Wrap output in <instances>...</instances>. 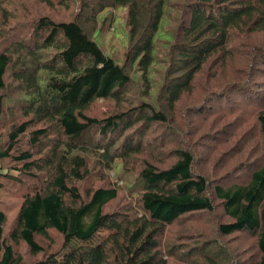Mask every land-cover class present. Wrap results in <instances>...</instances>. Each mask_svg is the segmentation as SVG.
<instances>
[{
  "label": "trees",
  "instance_id": "obj_1",
  "mask_svg": "<svg viewBox=\"0 0 264 264\" xmlns=\"http://www.w3.org/2000/svg\"><path fill=\"white\" fill-rule=\"evenodd\" d=\"M80 2L74 17L37 13L26 22L25 33L17 34L12 22L29 5L21 1L17 13L9 0H0V122L7 112H18L0 145V160L14 162L11 178L24 188L11 227L6 228L7 214L0 208V264H170L176 259L235 264L216 236L192 234L186 242L169 234L194 214L205 223L206 214L217 215L219 209V218L228 220L217 223V234L254 238L249 264H264V157L243 165L249 164L244 172L235 165L216 173L225 160L202 171L198 164L207 157L193 147L182 143L160 156L158 147L167 143H156L153 134L146 138L153 124L170 123L178 102L199 89L201 98L191 103L190 114L219 122L207 129L212 142L219 140L227 117H252L264 153V0ZM109 8L126 9L125 63L95 39L112 16L103 15ZM178 8L177 28L166 31V14L171 18ZM159 63L163 81L153 91L150 73ZM134 71L144 84L140 102L108 115L91 112L97 100L124 106ZM204 73L210 78L200 82ZM27 133L31 148L21 149L19 139ZM119 161L137 173L127 185L126 201L112 210L108 206L123 196L118 183L123 176L109 175ZM93 173L103 184L82 192ZM52 230L61 244L48 253L40 238L54 241ZM22 244L31 256H41L26 259Z\"/></svg>",
  "mask_w": 264,
  "mask_h": 264
},
{
  "label": "rangeland",
  "instance_id": "obj_2",
  "mask_svg": "<svg viewBox=\"0 0 264 264\" xmlns=\"http://www.w3.org/2000/svg\"><path fill=\"white\" fill-rule=\"evenodd\" d=\"M9 1L12 3L9 7H15L17 13L18 11H21L19 8H17V5L21 1L23 2V4L29 5L27 6V10L21 12V14L17 16L12 22L17 29V34L25 33L26 28L28 27L26 22L35 15H38L37 13L45 12L55 19H68L74 17L81 8V0H53L54 3L51 5H49V3H45L43 0ZM86 12H88V10ZM111 13L112 16H110V20H107L105 25L98 31L95 39L101 46V48L105 51V53L112 56L116 61L120 63H123L124 61L125 63L126 61L124 60V58L128 45V25L126 23V9L120 8L112 10L109 8L103 12V15L109 16ZM179 13L180 10L178 8L174 12V15H171V18L168 14H166L165 22L163 24L166 31L172 29V31H174V28H177L179 24ZM0 34H2V32ZM3 34H6V32H4ZM9 38L11 37H8V40ZM157 54L160 58H162V55H164V53L161 52V49ZM160 64L161 63L153 66L151 70L153 72L150 73L151 80L153 81L155 86L153 91H157L160 88V83H162L163 81L161 79V75L164 68ZM127 65L129 69V63H127ZM157 68H162V71L158 72ZM131 75L133 77V81H131L130 84L131 93L126 94V99L128 100H125L124 106L117 104L115 101L97 100L91 108V112L98 115H108L109 113L120 112V110H127L129 107L136 105L133 104L135 101L140 102L139 100L141 95H143L141 91L144 88V84L141 80L138 79V76H140V72L134 71L131 73ZM205 77H207L208 81L210 75H206V73L201 74L199 77V81L205 82ZM144 97L147 98L146 95H144ZM199 98H201V96H199V89H196L195 92L191 95H185L178 102L176 113L171 118L170 123L168 122V124L165 125L153 124L151 126V129L146 138L151 139L150 135L153 134V139L154 141H156V143H167L165 149L158 147L159 151H157V153H161V155L159 154L160 156L167 155L169 152H172L175 147L183 143L186 146L193 147L196 153L207 157L205 161H201L198 164L199 168L202 171H209L214 167L216 162L225 160V164L216 169V173H223L225 170H229L230 166L234 167L235 165L236 166L234 170L242 168L241 171H245V169L247 170L249 164L244 166V168L243 165L248 162L251 163L253 161L259 162L258 160H260L261 158L263 159L264 153L261 150L262 136L259 131L257 121H254L252 117L244 118L246 121H229L233 118L227 117L226 121L221 122L220 126H222V129L224 130H221L219 134V140H215L214 142H212L209 139V135H211L210 129L214 130L215 126L219 127V122H215L212 118L209 119L210 121H203L199 118L193 117L190 114L189 107L191 106V103L194 101H198ZM16 113L18 112L15 109L11 114L7 112L6 118H3L4 121L0 122V145L6 139L8 128L13 125L12 119L13 116H16ZM43 125V123L35 124L31 129L33 130L38 127H42ZM208 127L211 128L207 130ZM224 131H226L225 134L222 133ZM28 140L29 133L23 135L22 138L19 139V147L21 149H30L31 147L28 143ZM213 143L216 144L213 146H207V144L210 145ZM162 162L163 161L159 162V164H162ZM13 163L8 162L6 158L0 160V208L5 210L7 214L8 221L6 228H9L13 225L24 193V188L21 187L16 180H14L15 178L13 176V179L11 178V175L16 174L15 172H13ZM122 164L123 163L119 161L118 166L114 169V171H109V175H112L113 177H116L117 175L123 176L124 182L120 180V178L118 179L119 185L122 186L123 198L120 196L119 198L114 200L110 204V206H108V209H116L119 205L126 201L125 198H127V185L132 182L135 174L137 173L136 168H133V170L129 171L124 169ZM19 174L20 173H18V175ZM90 180L92 181L90 182ZM112 181L115 182L116 179ZM103 182L100 180L99 173H93L88 180H85V182H83L84 184L82 183V192H84L87 187H90L92 185H101L103 184ZM221 211L222 210L219 209L218 214L221 213ZM218 214L213 216L211 214H206L205 218L207 219V223L206 221L205 223H202L199 222L200 215L196 213L192 217H190L191 221H188L186 225H174V227L172 228L173 231L169 232V234L177 235L176 237L182 236L184 237V240L186 242L190 241V237H194L191 236L192 234H197L198 236L200 235L203 237V239H213L216 236L220 238V240L224 244H226L230 252H232L233 259L237 261V263L235 264H249V259L252 258V255L255 251V239L238 233L222 236L217 234V223H219V221L228 220L223 216L219 218ZM49 233L54 236V241L50 242L48 239H45L43 237H41L40 240L46 248V252L51 253L59 248V245L61 244V236L57 235L53 230ZM19 249L23 252L26 259L35 257L38 258L41 256V254L37 256H31L23 244L19 246ZM181 249H179V253H182ZM217 252L221 254L225 253V251L219 249ZM169 262L170 264H204L203 262L200 263L198 261H182L178 259L169 260Z\"/></svg>",
  "mask_w": 264,
  "mask_h": 264
},
{
  "label": "bare ground",
  "instance_id": "obj_3",
  "mask_svg": "<svg viewBox=\"0 0 264 264\" xmlns=\"http://www.w3.org/2000/svg\"><path fill=\"white\" fill-rule=\"evenodd\" d=\"M116 189H117V187H116ZM118 196V195H117ZM122 200V199H121Z\"/></svg>",
  "mask_w": 264,
  "mask_h": 264
}]
</instances>
